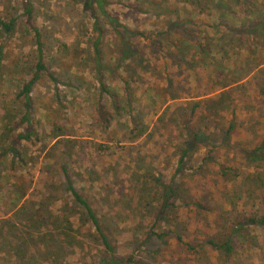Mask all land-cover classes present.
<instances>
[{
    "label": "rangeland",
    "instance_id": "374dc122",
    "mask_svg": "<svg viewBox=\"0 0 264 264\" xmlns=\"http://www.w3.org/2000/svg\"><path fill=\"white\" fill-rule=\"evenodd\" d=\"M189 1L107 0V11L143 32L131 36L133 46L144 55L136 64L134 59L117 60L119 37L97 9L95 17L81 7L80 0H30L41 58L55 79L41 72L29 92L34 134L31 141H20L24 163L10 169L8 155L0 157V264H97L105 257L83 207L66 187L63 166L98 215L114 253L131 254L148 264H198L181 244L173 240L162 243L153 237L150 230L162 231L168 224L153 220L159 199L154 194L157 187L152 184V176L163 182H180L184 202L199 199L212 207V216L205 219L198 215V226L189 220L175 224L173 232L188 239L212 234L223 237L228 221L241 210L250 209L249 203L264 193V185L256 183L254 175L264 169V159L243 156V149L255 145L263 131L237 128L233 136L223 139L230 103L225 111L208 115L205 131L211 135L187 154L184 166L175 171L185 136L177 107L196 99L193 94L198 89L182 61L175 62V47H170L166 35L160 32L175 13L183 15L191 9ZM221 9L232 25L264 13V0H232ZM20 10V0H0V15L18 19L11 35H0V123H12L23 110L22 97L14 94L34 72L37 58L33 34ZM171 37V42L181 39L177 32ZM226 37L228 34L219 40L220 47L228 46ZM161 45L167 47L165 53ZM240 48L243 46L239 47L243 50ZM95 49L103 65L99 70ZM140 64L146 68L140 69ZM196 75L204 85V73ZM99 78L115 92L118 107L101 90ZM170 78L173 85L169 88ZM240 90L235 88L234 100L240 97ZM172 92H178V96L170 99L168 93ZM255 93L251 97L257 105L260 98ZM127 98L132 103L126 108ZM256 107L261 116V106ZM97 108L107 112L106 125ZM234 113L241 118L244 110L236 105ZM23 126L24 122L17 130ZM0 140V144L5 142L1 136ZM210 147L212 159L201 164ZM223 161L234 166L239 175H220L216 163ZM20 191L24 195L18 202H24V209L15 206ZM186 211L194 210L190 207ZM208 219L210 224L204 226ZM246 227L243 231L248 234L229 255L209 247L202 249L203 264H264V224Z\"/></svg>",
    "mask_w": 264,
    "mask_h": 264
},
{
    "label": "trees",
    "instance_id": "16d2710c",
    "mask_svg": "<svg viewBox=\"0 0 264 264\" xmlns=\"http://www.w3.org/2000/svg\"><path fill=\"white\" fill-rule=\"evenodd\" d=\"M229 1L232 0H190L191 9L185 10V14L183 15L175 13L174 16L168 19L166 29L160 32V34L166 35L165 41L170 42V47H175V54H177V56L174 57L175 62L179 64V62L182 61L196 81L194 87L198 89L196 90L197 92L193 94L197 96L196 99H188L177 107V114L180 117L181 126L184 131L183 135L185 136L182 140L180 154L176 160L175 171H179L184 166V157L203 145V141L208 139L211 135L209 132L205 131L208 115L225 111L229 108V103L231 107L228 119L224 121L225 124L222 132L223 139L233 136L237 128H242L246 132H249L251 129L255 131V128L259 131L261 129V131H263L261 138L255 145L251 147L246 146L248 148L243 149V156L251 160L264 159V119L262 118L264 115V13L259 14L258 12V14H255V16L248 21L241 19L239 22H234L230 25L226 22V14H224L221 9V6L225 7V4ZM241 1L243 3L247 2V0ZM80 2L81 7L87 9L95 17L94 11L97 9L98 13L105 18V22L107 24L109 23L118 35L121 49L117 60H122L123 58L130 60L134 59L136 64H138L144 59L142 57L144 55H142L140 50L136 49L131 42L133 39L131 36L133 37L135 34L142 35V31L129 27L127 24L123 23L117 15L107 11V0H80ZM20 8V13L25 17L24 21L27 24V28H29L33 34L37 58L34 63V72L21 82L20 87L14 94L22 97L23 110L12 123L10 121L0 123V136L5 140V142H1L0 144V157L2 155H8V168L10 169L15 168L17 165L21 166L24 163L19 153L21 146L20 141L22 139L31 141L30 136L34 134L29 115V92L32 90L36 80L39 79V74L41 72H46L55 79L51 71L46 69L41 58L39 31L33 18L30 0H20ZM232 19L235 20L234 18ZM96 23L97 22L94 21V28L99 32ZM17 25V16L11 15L4 17L0 15V35H11ZM176 32L180 35L181 39L176 42H171V35ZM182 34L183 37L181 36ZM225 34H228V37L225 39L229 41V44L227 47L223 48L219 46L218 42ZM187 35L190 38L185 37ZM159 43L160 42H158V44ZM241 46H243V48L240 49L243 50H239ZM161 48H163L164 53L165 50H168L167 47H162V45ZM97 54L98 51L95 49V66L99 70L103 65L99 63ZM1 59L2 48L0 45V63ZM145 68V66L143 67L140 64V69L143 70ZM131 71L138 70L132 68ZM201 72L207 77L204 85L199 82L200 78L196 75V73L200 74ZM99 81L101 90L110 96L111 104L118 107V104L115 102V92L107 87L102 78H99ZM167 83V86L170 88L173 85V80L170 78ZM191 87L194 88L193 86ZM237 87L241 88L239 92L240 97L238 96L239 98L234 100L232 93L235 92V88ZM211 92L214 93L210 94ZM254 93L260 98L257 105L253 103L251 97ZM168 96L172 99L178 96V92H172L171 95L168 93ZM131 103V99L127 98L125 102L126 108L129 107ZM236 105L244 110V114L241 118L234 113ZM256 106H261V116ZM97 112H99L100 118L104 125H106L109 120L107 112L104 110L101 111L99 108H97ZM260 118L263 120H259ZM23 122L24 126L21 127L20 130H17ZM139 132H141V129L137 131V133ZM212 152V147L207 149L206 154L203 156L204 162L201 164L208 163L209 160L212 159ZM216 164L219 174L224 176V178L228 175L236 177V174H238L235 167L226 163V161ZM62 169L64 171L66 187L72 199L79 202L83 207L85 218L89 221V225L93 229L96 239L105 252V257H102L97 264H114L120 262L148 264L137 258H133L131 254L121 256L114 253L113 247L99 222L98 215L95 213L89 200H87L73 185L70 177L65 172L64 166ZM254 175L256 177V183L258 182L260 185H264V169L255 172ZM150 176H152V174L149 175V179ZM11 179L12 183H15V178L11 177ZM152 179V184L157 187L154 194L157 196V199H159L153 220L154 222H164L168 224L165 230H150L153 237L160 240L162 243L173 240L181 244L182 249L189 255H192V260H195L198 264L204 263V259L201 258L202 249L209 247L221 255H229L233 252L235 244H238L240 239H244L243 235L248 234L247 231H245V233L243 231L247 229L246 226L264 224V193H260L253 199V202L249 203L250 209L241 210L237 217L228 221L227 233H225L223 237L218 235L214 236V234H212L205 235L198 240L195 238H184L180 233L173 232L175 224L182 220H189L198 226L200 225L198 215L200 216L199 218L203 217L205 219L208 215L212 216V207L206 205L199 199H189L190 203L184 202L180 193V191L183 190V185L180 182L173 180L163 182L158 176H152ZM22 191L17 194V198L19 199L15 201V206L19 205L20 202L18 201H20L24 195ZM181 206L183 207L181 208ZM190 207L194 210L193 213H188L186 211ZM24 208H26V206H24V202H21L17 209ZM210 210L211 212H209ZM65 219L67 222L68 218L64 217V220ZM209 224V219L204 222V226ZM55 264L70 263L58 261Z\"/></svg>",
    "mask_w": 264,
    "mask_h": 264
}]
</instances>
